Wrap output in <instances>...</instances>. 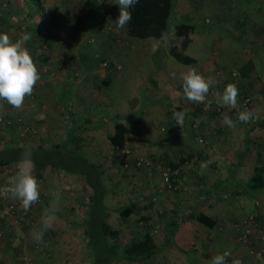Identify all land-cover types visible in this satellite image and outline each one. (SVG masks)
<instances>
[{
  "label": "crops",
  "instance_id": "0c3cea01",
  "mask_svg": "<svg viewBox=\"0 0 264 264\" xmlns=\"http://www.w3.org/2000/svg\"><path fill=\"white\" fill-rule=\"evenodd\" d=\"M113 1L111 10H119V5ZM189 1L193 0L175 1L172 19H183L194 24L195 28L189 35L190 42L185 49L186 53L196 58L194 62L183 63L169 51L173 45L179 49L183 38L175 34L173 28L164 36L145 38L132 36L125 28H116L113 31L116 34L112 32L111 36L101 35L102 38L98 39L103 44L99 53L101 59L108 61L105 67H101L98 62L95 63L97 52L87 45L93 39L90 35V27H93V24L90 25L89 21L84 19L87 14L90 15L89 12L93 14V11H90L93 7L90 0L89 7L82 13L81 23L76 20L77 17L63 23L65 28L68 27V42L64 47L56 45L58 41L53 35L41 39L43 43L49 41L51 44L49 49L38 52L33 57L41 79L35 85L33 94L26 97L24 104H28V98L34 101L31 100L27 108L23 107L19 112L35 127L39 135L38 140L50 138L49 143L65 139L69 132L72 116L65 113V105L73 111L70 115L85 120L88 124L79 132L82 138L79 145L83 148L88 146L90 149L85 151L91 154L89 159L102 165L100 172L103 184V173L106 172L104 169H117L119 162L123 161L118 151L123 152L127 171L133 173L135 179V196L126 201L125 205L134 202L135 211H143L145 204L151 205L152 200L161 198L172 202L171 198L175 197L178 202H182V197L189 194L193 196L190 202L201 203L198 208L215 219L213 226H207L193 216L180 220L194 208L188 212H175L178 208H174L161 222V241L156 243L153 236L158 250L162 249L164 255H170L167 258L170 264H209L214 255L222 253L226 248L231 251L226 264H232L234 259L241 260L242 264H259L258 255H253L248 244L237 240L238 232L233 226L237 223L241 226L248 225L257 217L264 228V187L251 197L252 208L245 206L243 199L248 196L222 193L214 197L209 195L208 190L215 179L227 177L231 170L234 171L236 179L245 182L253 171L257 154L264 158V70L257 72L249 63L250 59L238 57L244 46L239 45L241 41L235 37L244 33H241L244 20L240 30L231 20L239 13L240 17H248L252 26L255 24L256 28L264 30V5L261 0H229L228 4L218 0V4H212L215 0H195L190 6ZM238 1L240 4H237ZM65 2L69 3L68 12L72 14L80 9L75 6L76 0ZM249 2H252L251 5ZM8 16L10 20L11 14L8 13ZM117 16L115 14L114 18L117 19ZM207 24L211 26V32L205 34L206 36L200 35L198 31L207 28ZM98 26L99 24L97 29ZM218 27L219 32H230V36H221L216 29ZM247 35L252 43L248 47L250 51L264 41L259 32L252 35L247 31ZM111 37L114 39L112 44L108 40H111ZM103 40L106 41L105 44ZM44 55L48 57L47 60L42 58ZM242 61L244 63L240 65ZM189 68H195L206 78L212 77L216 81L205 103H195L184 96L181 73ZM233 69L238 72L234 78L231 76ZM218 70L219 75L216 73ZM100 81L102 87L99 85ZM228 83L238 86V97L241 93L251 95L252 104L247 109L257 111L260 117L258 120L242 123L237 119L238 112L244 110L239 105V108L230 109L215 103L213 94L222 92ZM207 100H212V104L209 105ZM105 109L108 110L100 114V110ZM174 112L185 113L182 128L176 124ZM225 115L233 120L235 128L230 129L223 124ZM116 121H122L126 126L125 146L121 150L113 145L108 136ZM7 136L12 140L16 135L10 133ZM88 137L94 138L89 145L86 140ZM200 137L204 139L202 142L199 141ZM246 139L255 140L260 144L247 142ZM25 140L30 141L28 138ZM91 148H97L98 153L108 156L102 159L97 155L93 156L96 150L92 151ZM182 155H190L192 162L175 185L178 193H174L165 188L156 162L172 165ZM146 157L150 159V165L136 164L138 158ZM160 165L163 166L162 163ZM15 171L16 165L0 166V186H7L8 178ZM49 171L47 166L40 170L34 167L38 179H43L45 172ZM43 182L48 186L50 184L47 179ZM105 185L109 187L114 183L109 180ZM49 195V199L45 201L51 205V192ZM104 201L107 206L111 205L107 202L106 194ZM45 203L44 209L48 205ZM4 204L5 200L0 198V264H24L22 259L25 254H21L27 252L34 256L35 262L32 260V264H95L90 253L88 258H81L78 254L64 258V250L69 251L70 247L75 249L77 245L75 242L68 243L60 239V221L56 220L53 229L46 232L49 237L46 236L43 242L36 243L33 239L35 226H8L5 221L8 214L4 213ZM152 210L147 211L153 214ZM43 211L41 209L38 215L34 213L31 216L36 219L35 222L39 221ZM173 213L177 215L172 218ZM23 216L26 218L28 215ZM173 220H180L174 240L175 244L184 250L170 245L162 246L166 229ZM261 230L259 228V233ZM256 237L264 241V234L260 233ZM41 244L48 245L56 255L52 259H42V262L37 263L35 259L41 255ZM172 250L179 253L175 255ZM17 257L21 260H17Z\"/></svg>",
  "mask_w": 264,
  "mask_h": 264
},
{
  "label": "rangeland",
  "instance_id": "374dc122",
  "mask_svg": "<svg viewBox=\"0 0 264 264\" xmlns=\"http://www.w3.org/2000/svg\"><path fill=\"white\" fill-rule=\"evenodd\" d=\"M89 1L90 0H87V1L86 0H76L75 6L76 7L78 6L77 9L78 8L80 9H78V11L75 12L77 14L75 13L72 14L68 12L69 3L65 2V0H0V32H6L13 41L18 39L24 33L31 34L32 38L31 40L26 42L25 47L29 50L30 54H32V57L37 55L38 52H43L45 50V44L40 46L39 40H41L42 38L46 39V37H48L49 35H53L56 41H58L56 45L58 46L60 45L64 47L68 42V36H67L68 27L65 28L63 23L69 22L70 20H72L73 17L74 18L77 17L76 20L81 23L82 20L80 19L82 17V13L86 10L87 6L89 7L90 5ZM194 1L195 0L189 1L190 6ZM210 1L212 2L214 0H210ZM218 1L219 2L224 1L225 3L228 4L230 3V1L233 2L236 0H230V1L229 0H218ZM261 2H262V5H264V0H261ZM113 3H114L113 0H97V3H96L97 5L93 4V7L90 10V11H93L94 13L91 14V12H89L90 15L87 14V18H84L89 21L90 25L93 24V27H90L91 28L90 35L93 39L91 38L92 39L91 43H87V45L88 47L93 48L92 50L97 52L95 57H97L96 60L99 59L98 66L100 65L101 67H105L106 65H102L101 63L103 61L102 60L103 58L101 59V56L99 53L101 51L103 44L99 42L98 39L102 38L100 37L101 35L105 36L107 34L111 36L114 29L117 28V25L115 23L116 18L114 17H115V14L119 16V10H116V11L111 10V7H112L111 4ZM251 3L252 2H249V5H251ZM212 4H218V3H216V0H215V2ZM237 4H240V1H238ZM70 10L73 11L72 9ZM8 13L11 14L10 20H9ZM238 14H236L235 17L231 18L232 23H235L234 26H236V28L239 30L241 29L242 22L244 20V24H243L244 28L241 30V33L242 32L244 33L238 37L237 36L235 37L238 41H241L239 42V45L243 44L244 46V48L240 50L239 52L240 56L238 57H245V60L250 59L249 63L253 65V68L256 69L257 72H262L264 70V41L262 43H258L259 46L257 45L256 49H252L250 51L248 47L252 43H250V39L248 38V35L246 36V32L248 31V33L252 35H255V33L258 34L259 32L260 36H263L264 38V30L256 28L255 24L254 26H252L250 24V19L248 17H245V16L240 17V15ZM248 15H250V13H248ZM39 19H41L42 22L38 24ZM98 24H99L98 26L99 29L96 28ZM100 25L102 27L104 25L103 27L104 30H102V32L100 31V29H102ZM210 27L211 26L207 24V28L201 31H198V33H200V35L209 34L212 29ZM219 27L216 28L218 32L220 30ZM113 33L116 34V32H113ZM219 33L221 34V36H230L229 35L230 32L227 33V31H220ZM111 38H112L111 40L110 39L108 40L112 44L114 43V39L113 37ZM30 42H31V45H30ZM103 42L104 44L106 43L105 40H103ZM33 59L36 62L35 58ZM243 63L244 62L242 61L240 65ZM217 68L215 69L217 70ZM231 72L230 73L233 78L237 76L238 72L236 71V69H233V71L231 70ZM216 73L218 74L219 70L216 71ZM99 83H100L99 85L102 87L103 86L102 82L100 81ZM109 91L110 89L108 90V92ZM244 94L241 93V95L238 97L239 103L243 100L242 96H244ZM28 100L31 101L32 98H28ZM29 102L28 104H24L23 107L27 108V105H29ZM2 110H4L3 111L4 119L0 122V143L9 142L10 138L7 135L11 133L13 135L15 134L18 140H25L26 138H28L31 142L41 143V141H43L44 146H47V147L50 146L49 142H51V139L47 138L43 140H38L39 135H37V131L35 130V127H32V124L27 122L23 118V114H21L19 110L14 109L8 103H6V105L3 106ZM107 110L108 109H105L103 111L100 110V114H104V112ZM17 118L19 120H17ZM8 120H10V122H8ZM21 131L22 133H20ZM25 136L26 138H24ZM93 139H94L93 137L91 138L88 137L86 139L88 141L87 145H89V143H91ZM203 140L204 139L202 138L201 142ZM80 141L82 142V139ZM44 142H47V143L44 144ZM66 145L68 146V149L72 150V152L73 151L77 153L80 152L87 159H89L91 156V154L85 151V149H90L88 146H86L85 148L80 147V145L78 147H75L73 143L71 144L70 142H67ZM91 149L92 151L96 150L95 152H93L95 153L93 156L97 155L98 157H101V159L104 156H108L105 154L98 153L97 148H91ZM60 150L61 151L64 150V147L62 146ZM118 153H119V156L123 159V161L121 160L119 162L120 166H118L117 169L116 168L104 169L106 170V172L103 173L105 184H107L109 180L113 181L114 183V185H111L109 187L106 186V189L108 188L107 189L108 191H106V196H107L108 204L111 203V205H108V209H107V220L113 227H116L120 232L118 240H115V241L118 242V245H121L120 247H123L124 244L130 241L131 234L134 233L135 230L148 229L153 234L156 243H159L161 241L162 232H163L161 230V227L163 228L161 222L164 221V217L166 215H169V212L172 211V209L178 208V210H175V212L185 211V210L188 212L189 209L191 210L192 208H198V204H201V203H198V202L194 203V201L190 202V198L193 197L190 194L187 197L183 196L182 202H178L175 197L171 198L173 200L172 202L170 200L164 201L163 198L157 201L151 199L152 200L151 205L147 206V204H145L144 207L142 208L144 209L143 211L134 210L128 216L121 215L118 211L119 207L125 205L126 201L131 200L135 196L134 194L135 193V179H134L133 173H130L127 171L128 166L127 164H125L123 152L118 151ZM183 156L184 155H182L181 157ZM181 157H179L176 160V162H178V160H180ZM189 157L191 156L189 155ZM105 159L106 157L104 158V160ZM146 159L148 158L146 157ZM94 163L97 165V169L101 171L102 165L100 166L97 162H94ZM159 163H162L164 167L168 166L167 163L165 164L163 162H159ZM106 165L107 164H105V166ZM145 165H148V164H145ZM145 165L142 164V166H145ZM156 166H155V169H157L158 167ZM47 167L48 169H50V171L49 173L45 172L46 175L43 179H38V177H36L40 184V199L37 203H35L30 208L29 211H27L25 215H28V216L25 218L23 215H21L23 217L19 218V223H14L15 219H13L11 215L10 216L8 215V218L7 219L5 218L6 219L5 221L8 222L9 227H13L14 225L23 226L27 224L30 226H34L36 223L35 222L36 219L35 218L33 219L31 216L34 213L38 215L41 212V209L44 210L43 204L46 202L45 200L47 198L49 199L50 192L54 190L56 187H60L62 191V195H61V200L59 204V211L57 213V220L61 222L62 228H61V232L59 236H60V239H62L64 242L66 241H68V243L75 242L77 245L75 249H71V247L69 251H66L65 249L64 254H63L64 258L68 256L69 258L72 257L71 254L72 255L78 254L79 256H81V258H88L90 251L88 250L87 245H86L84 226L81 224V219H83L86 215L88 194L90 192V190L88 189L85 183L86 181L85 176L82 175L80 172L71 171L72 169L66 168L67 167L66 165H63L60 163L55 164L54 167H51V165H47ZM44 168H46V166ZM162 168L163 167L161 166V168L158 169V171L160 172V176H161ZM37 173L40 174L39 171ZM37 173H34V175L36 176ZM46 179L48 180V184L50 183L49 186L43 182ZM101 181H103L102 176H101ZM177 183L178 182H175V184H173L171 188L165 185L164 186L166 189L171 190L174 193H178L179 190H175L177 189L176 188L177 186H175L177 185ZM167 193H169V191H167ZM8 196L9 198H11L10 194ZM243 200H245L244 203L247 208H250L252 206L251 204L253 203L251 200V196H248L244 198ZM15 201H19V200H15ZM52 201L53 200H51V203ZM46 203L48 204L46 206L47 208L50 206V204L48 202ZM145 203H147V201ZM148 209H151V210L153 209L152 210L153 214L147 211ZM253 212L255 213L254 210ZM174 215H177V214L173 213L172 218ZM153 216H155V218ZM255 216L256 215L254 214V217ZM31 222H33V224ZM248 226H250V229H251L249 238H247V240L244 241L238 237V234L236 235L237 236L236 238L238 241L240 240L241 242L248 244V246L250 247V250L252 249L251 252L253 253V255H255V257L258 255L259 258L257 260L259 264H262L264 253L259 255L257 254V251L259 250V248L264 247V241L258 240V237H256V235H259L260 233L264 234V228L262 227V223H260L257 217H255L253 222L248 224ZM259 228L262 229L260 233L258 231ZM46 236L49 237V234H46L44 237ZM156 243L154 242L155 245ZM47 246H44L43 244L39 246V248H41L42 250L39 251L41 252V255L35 259L37 263L38 261L42 262V259H52L53 257H55L56 255L54 253L55 251ZM172 251H173V254L175 255L179 253L177 250H172ZM163 252L164 251L162 249L157 250L149 258L143 261L123 260L119 264H170L167 259L170 257V255L169 254L164 255ZM23 254L25 255L23 256L22 262H25V259H30L31 261L34 259V256L32 255V253L29 254V252H27V253H22L21 255ZM28 255H31V257H29ZM17 260L20 261L21 259L17 257Z\"/></svg>",
  "mask_w": 264,
  "mask_h": 264
},
{
  "label": "trees",
  "instance_id": "16d2710c",
  "mask_svg": "<svg viewBox=\"0 0 264 264\" xmlns=\"http://www.w3.org/2000/svg\"><path fill=\"white\" fill-rule=\"evenodd\" d=\"M94 5L97 1L91 0ZM176 0H138L131 9L132 20L125 26L128 34L138 37H161L166 35L171 28L178 36H182L179 45H173L169 48L171 54L183 63H192L196 58L185 52L190 42V33L194 30V24L186 20L172 19L173 10ZM37 2V1H36ZM94 13V12H93ZM96 13V12H95ZM42 22L39 19L38 24ZM39 40V45L45 44V49L50 48V42ZM42 43V44H41ZM43 59L47 60L48 57L44 55ZM99 60V59H98ZM95 60V63L99 61ZM249 97V106L252 101L249 93H245L244 97ZM239 107L245 109L246 106L238 104ZM238 107V108H239ZM65 113L71 117V127L67 136L62 141L49 143L50 146H44L41 143H34L31 141H21L16 136L7 143H0V166L4 165H17L22 152L28 145L32 146V160L36 170H40L47 165L54 167L55 164L66 165V168L72 169L73 172H80L85 176V183L90 190L88 194V203L86 215L81 219V224L84 226L86 245L92 254V262L95 264H119L123 260L143 261L147 259L152 253L158 250L153 241V235L148 230H137L131 234L130 241L120 247L118 242L119 230L113 227L107 220L108 206L104 201L106 194V185L101 181V172L97 169V165L90 159L85 158L80 152H72L66 145L70 142L75 147L79 146L82 139L78 132L87 126L85 120L74 117L73 111L67 106H64ZM125 129L126 126L122 121H116L113 126V131L109 133V139L113 145L121 150L125 146ZM254 144L255 140L246 139ZM64 147V150L60 148ZM74 149V148H73ZM260 154V153H259ZM186 156V155H184ZM189 157V156H186ZM189 164L183 171L177 175H173L172 182H178L180 177L184 174L187 167L191 164V157ZM177 162L171 166L174 167ZM234 171L231 170L230 174L225 178L215 179L209 187V195L218 197L222 193L228 195H246L253 196L256 191L264 187V158L257 154V161L254 164L253 171L249 178L244 182L236 179L233 175ZM2 202V201H1ZM135 210V203L130 202L126 205L119 207L118 211L123 216H128ZM195 217L207 226H213L215 219L209 214L199 208L192 209L189 214L181 217L180 220L185 218ZM179 220V221H180ZM178 220H173L169 227L166 229V237L162 246L170 245L177 249L184 250L182 247L175 244L174 235L177 229ZM37 221L35 227L38 225ZM46 235V234H45Z\"/></svg>",
  "mask_w": 264,
  "mask_h": 264
},
{
  "label": "clouds",
  "instance_id": "9594fccd",
  "mask_svg": "<svg viewBox=\"0 0 264 264\" xmlns=\"http://www.w3.org/2000/svg\"><path fill=\"white\" fill-rule=\"evenodd\" d=\"M119 5V16L115 23L118 29L124 28L132 20L130 9L138 3V0H115ZM31 34L24 33L13 41L6 32H0V101H6L14 109H22L26 97L33 94L35 85L41 79V74L29 50L25 47L31 40ZM173 76L175 74L173 73ZM182 89L187 100L195 103H205L208 94L216 83L212 77H205L195 68H189L181 73ZM215 103L220 107L230 109L238 108L239 88L235 83H228L222 92L214 94ZM212 100H207L209 105ZM2 107V105H0ZM173 116L182 128L185 113L174 112ZM259 114L255 110L245 108L238 112L237 119L242 123L258 120ZM230 129L236 127L233 120L225 115L223 119ZM32 146L25 147L16 165V171L8 178L7 186L0 189V193L11 196L20 201L21 208L27 212L40 199V184L34 175V162L32 160ZM53 201L44 209L39 218L38 225L33 229V239L36 243L43 242L44 235L53 229L57 220L62 191L56 187L51 191ZM231 255L229 249L214 255L209 264H226ZM232 264H242L241 260L234 259Z\"/></svg>",
  "mask_w": 264,
  "mask_h": 264
},
{
  "label": "built area",
  "instance_id": "2783aa9c",
  "mask_svg": "<svg viewBox=\"0 0 264 264\" xmlns=\"http://www.w3.org/2000/svg\"><path fill=\"white\" fill-rule=\"evenodd\" d=\"M102 65H107L108 61L107 60H103ZM249 97H244L243 100L241 101L243 106L248 107L249 105ZM6 101H0V105H2V107H0V122L4 119L3 118V106L6 105ZM17 120H19L17 118ZM8 122H10V120H8ZM202 138H199V141H201ZM190 162V158L183 156L181 157L180 160H178L177 164L172 167V166H162V171H161V178L162 181L164 183L165 186L167 187H172L174 182H172V179L174 178L173 175H177L179 173H181L183 171V169L189 164ZM136 164H151L150 159H146V158H138L136 161ZM156 165L161 168L160 163H156ZM3 187L0 186V189H2ZM0 198L5 200V204H4V212L5 214H8L9 216L11 215L13 217L14 223H19V218L21 217V215H25L27 212H25L21 206H20V201H15L16 199H12L9 198L8 195H4L2 193H0ZM9 199V200H8ZM235 229L238 232V237L244 241L247 240V238H249V234L251 232L250 226L245 225V226H241L240 224H234ZM257 253L263 254L264 253V247L259 248V250L257 251ZM24 264H32V261L30 259H26V261L24 262ZM262 264H264V256H263V262Z\"/></svg>",
  "mask_w": 264,
  "mask_h": 264
}]
</instances>
